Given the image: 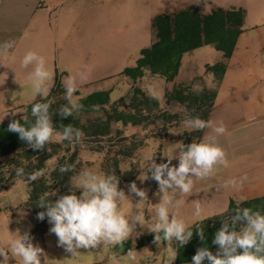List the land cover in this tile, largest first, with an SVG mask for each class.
I'll list each match as a JSON object with an SVG mask.
<instances>
[{
    "label": "rangeland",
    "instance_id": "rangeland-1",
    "mask_svg": "<svg viewBox=\"0 0 264 264\" xmlns=\"http://www.w3.org/2000/svg\"><path fill=\"white\" fill-rule=\"evenodd\" d=\"M44 5L47 7L35 15L33 29L27 34L32 37V42L27 41L25 36L14 53L15 59H22L28 51H34L45 59L46 68L52 76L49 95L57 87L65 89L63 81L71 78L77 89L73 99L79 101L93 92L110 90L113 102L133 92L136 83L124 74V70L135 66L141 50L156 41L153 27L155 16L173 13L192 5H200L204 13H210L215 7L229 9L235 6L246 10L245 31L238 38L232 57L226 59L213 45L189 51L182 58L179 74L170 82L146 69V75L137 85L147 94L157 97L164 110L178 114L180 119L171 120L173 125L166 118H161L147 129L128 127L125 134L127 138L122 143L130 149L131 156L124 158L122 166L124 169H138L136 185L146 190L148 196L147 200L138 201L139 198L130 193L127 186L124 190L125 199L120 203L121 212L130 221L137 214L138 205L143 212L144 226L137 223L126 239L137 245L138 240L153 234L147 230V226L154 222V208L163 195H156L158 182L154 179L149 178L143 182L138 179L147 174V157L154 156L158 164L166 162L165 156L176 155L178 146L184 143L182 135L189 132L184 127V121L187 120L184 108L177 102H170L168 94L180 84H192L195 90H201L204 86L217 88L216 107L207 140L219 144L226 154L229 166L217 165L214 174L202 180L193 177L194 184L189 194L176 190L174 199L182 200L183 204L179 208H170V212L192 227L203 219L226 211L229 202L224 201L225 195L232 189V186L224 187V183L230 181L226 176L227 171L230 172L237 161V165L245 166L259 164L264 160V127L254 145L246 146L241 143L242 140L236 142V135H232L236 133L237 121L244 116L242 104L236 95L239 96L241 91L245 92L249 85L253 87L255 84H264V0H44ZM39 21L41 24L37 25ZM37 27H42V30ZM221 60H226L228 69L222 78H218L214 73L208 72L206 66ZM34 66L30 65L27 73L20 76L19 81L23 87L14 80L2 87L0 99L3 108H9L7 112L19 113L17 105L41 99L39 95L34 97L31 83L27 79V74ZM257 105V114H261L264 104L258 100ZM5 113L0 114V119ZM11 118L9 113L0 124ZM220 122L225 126L226 138L227 133L232 137L229 142L227 139L223 142L222 137L220 140L209 138L216 133L214 128ZM115 139L118 143L119 138ZM192 142H197V139L193 138ZM134 144L137 147L132 149ZM224 146L228 149L223 148ZM84 155L88 161L85 169L104 175L103 155L91 151H85ZM172 164L178 165V160L173 159ZM217 174L222 177L216 178ZM77 177L72 179L73 185L77 182ZM240 187L239 184L236 186L238 193ZM29 191L28 181L21 176L4 187L0 186V206L3 208L0 211V246H6L8 240L19 233H30L33 230V213L24 207ZM74 191L79 196L81 189L75 188ZM169 195H173L171 190ZM243 197L240 193L239 198ZM196 204L201 206V218L194 216ZM50 227L49 224L43 237H32L33 243L45 251L42 264L43 259L47 264H169L173 256L175 260L172 264L176 262V242L167 241L162 242L159 248L152 243L132 250L134 260L127 256L128 252H121L119 244H104L96 249L82 248L78 255L71 256L63 246H58V238L49 232ZM10 264H16L15 260L11 259Z\"/></svg>",
    "mask_w": 264,
    "mask_h": 264
},
{
    "label": "trees",
    "instance_id": "trees-1",
    "mask_svg": "<svg viewBox=\"0 0 264 264\" xmlns=\"http://www.w3.org/2000/svg\"><path fill=\"white\" fill-rule=\"evenodd\" d=\"M44 5V0H40ZM246 10L242 7L229 9L215 7L210 13L202 12L200 5H192L179 9L173 13H160L153 18V27L156 32V41L141 50L137 64L124 70V74L136 83L133 92L119 100H111L110 90L93 92L79 100L83 105L78 112L62 118L59 109L67 101L64 99L65 89L57 87L46 101L36 100L22 104L17 109L20 111L11 119H19L24 124V117L31 122V107L34 102L51 101L49 112L55 128L53 142L45 145L44 150H33L26 142L21 141L18 134L8 131L10 120L0 124V186L4 187L17 176L16 170L23 168L25 174L42 171L43 176L36 181H28L27 176H21L29 183V198L24 207L34 216V228L30 231L32 237H43L49 227L47 217L43 221L37 218V213L44 209L37 206L40 195L48 194V199L54 201L60 195L74 191L72 179L85 169V151L103 155L102 168L104 175L115 176L119 180V188L123 191L133 181L137 180V168H123L124 158H130V149L126 148L123 141L127 138L128 127L141 128L156 123L161 118L171 120L180 119L178 114L164 110L159 99L149 95L137 83L146 75V69L154 75H161L168 82L174 81L182 67V58L185 53L194 49L213 45L224 57L230 58L234 54L237 41L244 33ZM208 72L222 78L228 69L226 60L214 64H207ZM77 93H79L77 91ZM218 89L204 86L195 90L192 84H180L173 92L168 94L170 102L179 103L185 110L187 120L199 116L208 121L216 107ZM71 124L83 133L80 143H69L67 140L58 141L57 136L62 131V125ZM203 130H192L182 135L183 145L192 143L193 138L199 143L203 137ZM119 138V142L117 139ZM75 134H73V141ZM121 142V144H120ZM137 144L132 146L135 149ZM48 148L51 151H48ZM71 164L73 171L61 173L60 166ZM157 184L155 185V188ZM248 207L253 211L264 214V195L252 199L232 197L228 209L222 215H215L203 219L191 228L193 236L183 247L176 243L177 256L175 264H191L192 257L199 247H209L215 253L217 246L212 244L215 232L227 221L232 225V218L236 215L237 208ZM3 208L0 206V211ZM204 230L205 240L201 242L196 232V227ZM246 226L244 221H238L235 229L239 232ZM154 233L137 241L125 240L118 245L121 252L126 253L146 244H152ZM207 264V261L204 262Z\"/></svg>",
    "mask_w": 264,
    "mask_h": 264
},
{
    "label": "clouds",
    "instance_id": "clouds-1",
    "mask_svg": "<svg viewBox=\"0 0 264 264\" xmlns=\"http://www.w3.org/2000/svg\"><path fill=\"white\" fill-rule=\"evenodd\" d=\"M12 42L7 41L3 47L5 53L12 48ZM5 59L15 62V57L4 55ZM35 65L32 71L27 74L30 81L34 97L38 95L42 101H46L50 93L49 81L52 79L46 68L45 59L38 56L34 51L26 52L20 60V66L27 69L30 65ZM6 69H15L8 63H0ZM14 82L23 84L16 79ZM65 85L64 99L67 101L59 109L62 118L78 113L83 105L77 99H73L76 87L73 86L71 78L63 81ZM51 101L34 102L31 107V116L35 122H31L24 117V124L19 119H11L8 124V131L17 133L20 140L33 150H44L45 145L53 142L55 128L51 119L49 109ZM15 117L16 112H6L0 122L9 115ZM184 127L189 130H203L209 127V121L202 120L199 116L184 121ZM62 131L58 134L57 140H67L71 143H80L83 133L79 128L71 124L62 125ZM214 131L218 135L225 133L223 122H220ZM73 134L75 140L73 141ZM176 155H167L166 162L156 163L154 156L147 157V174L139 176L143 182L149 178L158 182L156 195L163 194L160 202L154 208V222L147 226V230L154 233L153 243L159 248L161 243L176 242L180 246L186 245L193 236L192 228L175 214L170 212V208H179L183 201L174 199V193L179 190L182 194H189L192 191L194 180H202L212 176L217 165L229 166L224 150L218 143L202 139L199 143L192 142L188 145L180 144ZM50 152L51 149L48 148ZM177 159L178 165H173L172 160ZM74 166L65 164L60 166V172L73 171ZM150 173V176H149ZM17 176H27L28 181H36L43 176L42 171L25 174L23 168L16 170ZM247 177L241 178L238 182L235 179L226 181L224 187H236L242 185ZM81 189L78 196L75 191H69L60 195L54 201L48 199V194L40 195L37 206L44 209L37 213V218L41 221L47 217L51 225L49 232L58 238V246H63L71 256L78 255L79 249H96L104 244L122 245L128 239L133 227L139 223L144 226L143 212L137 207V214L130 219L121 212L120 203L125 199V192L120 189L119 180L112 175H98L92 170L83 169L77 177V182L73 185ZM130 193L138 197V201L148 199L146 190L138 188L133 181L128 185ZM173 195H169V192ZM222 215V213H218ZM194 216L201 218V206L195 205ZM238 221H244L246 226L239 232L235 225ZM197 235L201 242H204V230L196 227ZM212 244L217 246V251L213 253L209 247H199L192 257L191 264H264V214L259 211L245 207L237 208L236 215L232 218V225L227 221L215 232ZM127 256L134 260L135 256L130 249ZM0 264H10L14 259L16 264H42L45 251L39 245L33 243V238L29 232L10 238L6 246H0ZM175 260L171 257L169 264ZM43 264H47L43 259Z\"/></svg>",
    "mask_w": 264,
    "mask_h": 264
},
{
    "label": "crops",
    "instance_id": "crops-1",
    "mask_svg": "<svg viewBox=\"0 0 264 264\" xmlns=\"http://www.w3.org/2000/svg\"><path fill=\"white\" fill-rule=\"evenodd\" d=\"M46 7L47 6L45 5H40V0H0V63H8L15 69L14 72L12 69H6L4 66L0 65V97H2V87L6 86L9 81L14 80L15 73L16 79L20 80V76L27 73L28 70V68L25 69L20 66L21 59H15V62L13 63L11 59H5L4 55L14 56L19 43L24 41L25 36L27 41L32 42V37H28L27 34L33 29L32 25L35 15L39 13L41 9ZM39 22L37 25L41 24V21ZM37 28L42 30V27ZM7 41H11L13 46L7 53H5L3 47L6 45ZM236 96L237 99L240 100V104H242L241 108L244 116L241 119L242 121H237L236 133L232 135H236V142L242 140L241 143H244L246 146L251 144L254 145L257 142L256 139L260 134V131L262 130L261 128L264 127V108L260 111L261 114H257L256 111L259 109L257 105L258 100L264 104V84H255L253 87L249 85L245 92L241 91L239 96ZM17 106L19 107L21 105ZM7 111H9V108H5V106L3 108V103L0 99V114ZM213 113L214 112L211 113L208 119L209 127L204 129L202 139H208L207 137L211 127ZM227 135L226 138V133L222 135L215 133L209 138L214 140L222 137L223 142L225 139L229 142V139L232 137H230L231 135L229 133H227ZM223 148L228 149L226 146ZM258 163L259 164L253 163L241 166L237 165L239 164L237 161L236 165H233L230 170L232 173L227 171L226 176L229 180L235 179L239 182L241 178L247 177L242 185L238 183L241 186L240 193L244 196L241 199H252L264 195V160H261ZM219 175L221 174H217L216 178ZM220 177L222 176H219V178ZM223 178L225 179V176ZM240 193L236 191V187H232L231 191L226 193L224 201L226 200L228 203L232 197L239 198Z\"/></svg>",
    "mask_w": 264,
    "mask_h": 264
}]
</instances>
